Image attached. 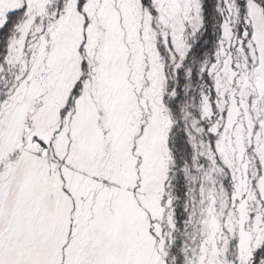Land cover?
I'll return each mask as SVG.
<instances>
[{
	"label": "snow or ice",
	"instance_id": "snow-or-ice-1",
	"mask_svg": "<svg viewBox=\"0 0 264 264\" xmlns=\"http://www.w3.org/2000/svg\"><path fill=\"white\" fill-rule=\"evenodd\" d=\"M0 264H264V0H0Z\"/></svg>",
	"mask_w": 264,
	"mask_h": 264
}]
</instances>
